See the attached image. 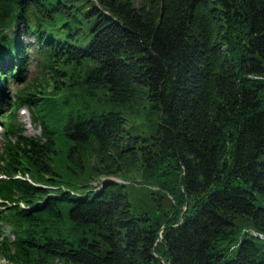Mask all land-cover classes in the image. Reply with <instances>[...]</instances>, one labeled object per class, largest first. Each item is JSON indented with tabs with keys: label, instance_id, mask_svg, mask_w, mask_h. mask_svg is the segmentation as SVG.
<instances>
[{
	"label": "trees",
	"instance_id": "16d2710c",
	"mask_svg": "<svg viewBox=\"0 0 264 264\" xmlns=\"http://www.w3.org/2000/svg\"><path fill=\"white\" fill-rule=\"evenodd\" d=\"M5 104L0 264H264V0H0Z\"/></svg>",
	"mask_w": 264,
	"mask_h": 264
},
{
	"label": "rangeland",
	"instance_id": "374dc122",
	"mask_svg": "<svg viewBox=\"0 0 264 264\" xmlns=\"http://www.w3.org/2000/svg\"><path fill=\"white\" fill-rule=\"evenodd\" d=\"M24 29V28H23ZM20 31L21 34H23V30H22V25L20 27ZM21 41L24 45H27L30 49H33L29 44H31L32 42H34V38L32 36V34H23L20 36ZM36 46V45H35ZM32 59L35 58L33 57L32 54ZM30 60L29 63V73H28V78H27V82H30L31 79L35 76H37L39 74V66L37 64V61L35 60ZM22 87V86H21ZM18 88L16 84L10 82V88H9V97L12 98V96L14 97ZM11 105H7L5 104V106H3L2 112L0 113V143L2 140V131H3V127H4V123L7 121V116L6 114L10 111V107ZM102 109H106V110H114L117 111L120 109V105H116L114 103H105L103 105ZM4 112V115H2ZM154 115V113L151 114V116ZM17 120L18 122L22 123L24 125L25 128V134L29 135V136H34V135H38L39 134V127H35L34 124L31 121V111L28 108L22 107L20 110L17 111ZM113 179L115 181H118V179L116 178H110ZM106 179H103V181ZM95 187H99L100 183L99 181H95L94 182ZM155 188V187H152ZM138 189V188H137ZM139 189H143L142 187H140ZM144 192H140L138 193V191L136 192L138 197H135L133 194L131 195V200L133 202V212L134 213H139V212H143V211H148V212H152L153 211V202L149 201L148 198L143 195V199H140L142 194ZM162 204L165 206V203L168 204L167 199H163V197H160ZM3 260L0 259V262H2Z\"/></svg>",
	"mask_w": 264,
	"mask_h": 264
}]
</instances>
